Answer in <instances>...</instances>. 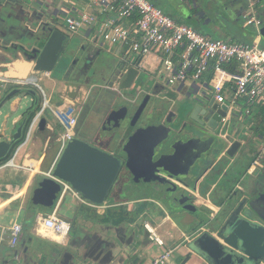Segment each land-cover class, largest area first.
<instances>
[{"label": "crops", "instance_id": "obj_1", "mask_svg": "<svg viewBox=\"0 0 264 264\" xmlns=\"http://www.w3.org/2000/svg\"><path fill=\"white\" fill-rule=\"evenodd\" d=\"M149 1L176 21L186 24L201 33V31L194 26H190L188 22L180 20L179 18H181L182 12H175L176 8L174 9L168 0ZM167 7L174 10L173 13L176 17L165 11ZM230 7L234 8L239 21L240 15L246 7L242 10L238 6L232 4ZM81 34L80 37L88 39L93 35L85 31ZM221 34L225 37L228 35L224 31ZM229 36L240 39L242 40L241 42H249L247 39L243 38L240 33H230ZM92 43L98 46V50L101 48L103 50L106 49L109 55L118 60L121 58V53L118 48L101 45V41L96 38L92 40ZM12 53L14 56L11 58V54H9L8 57L10 60L7 63H0V65L7 70L2 71L6 79L5 81H0V103L11 91L15 89H25L26 85L40 86L45 92L51 93L54 97H60L62 101H68L70 98L72 99L70 95H74L71 93L73 87L72 85L70 87L66 85L65 83L67 81L64 84L60 83V79H56L50 74L35 70L34 62L28 58H24L20 51H13ZM103 60L105 61L104 58ZM153 71L154 66H148L146 70H143V73L155 78L152 74ZM156 80L157 84L154 86V88L158 90L156 94L164 96L166 92L165 86H167V84L164 81H159V79ZM61 84H63V89L59 88ZM179 89L185 92L187 91L181 87ZM179 89L171 92V95H165L166 97H164L170 112H174V105L180 100L175 97V95H178L176 91ZM25 90L35 91L39 95L40 105L37 108L39 111L42 104L41 92L32 87H26ZM186 95L188 99L192 96L188 94V91ZM27 97L30 99V104L23 114L15 115L17 109L22 108V98L20 95L13 100L11 104L12 111L5 113L4 116H6L9 121L5 128L7 131L4 133V138H11L15 135L19 127L22 126L24 118L29 111L34 109L35 97L26 93L24 99ZM81 101L83 102V100ZM62 103L63 102L56 98H53L52 104L60 105ZM97 109L94 111L97 112ZM248 109L250 113L242 117L240 112H238L234 120L236 125L238 123L243 125L244 120L249 121V125L245 126L244 129L247 135L253 138L254 141H243V152L244 155L249 152H254L258 155L259 141L264 139V101L259 102L251 109L248 107ZM38 111H35L30 116L22 139L12 148V150L15 148L13 155L10 157L12 153L11 150L8 157L9 160L7 158L6 160L8 161L6 163H0V231L2 228L11 227L12 224L18 220L16 219L12 224L5 223V219L9 214L17 211L19 216L21 211L32 209L34 191L45 178V174L52 173L62 154L61 143L57 141L48 126L50 125L55 128L56 121L48 120V116H46L48 112L44 117L47 131L45 133L42 132L38 126L28 138L29 126ZM101 114L103 116V122L106 115L103 111ZM13 115L15 116L13 117ZM257 118H261L260 121L262 122L257 123ZM79 123V127L82 128V116ZM232 125L233 126L229 128V132L233 134L234 131H232V128H234L235 125L234 123ZM81 134L86 136L83 133ZM232 144L233 143L229 141L222 142L218 147L217 159H207L203 164L201 181L199 182L200 187L198 186L201 193H199V191L197 192L196 208L193 212L181 210V212L176 213V216H173L164 209L160 200L135 201L133 199H128L107 201L105 207L99 208L105 211L111 204H122L124 202L130 209L128 210L129 212H123L115 208L113 211L109 210L104 214L103 212L99 214L95 212V208L91 209L90 205L71 196L72 202L69 204V208L72 209L74 218L68 219L62 217L71 222L72 230L71 235H69L65 244L62 245L51 239L40 237L36 233L37 227L35 226L39 215L50 214L58 206L61 201V199L58 198L51 212H47V214H44L42 211L38 212L35 218V225L33 224L30 230L28 223L22 224L24 232L21 242L16 249L10 248L7 242H5L0 250V252H2L0 254V264H152L156 258L170 250L173 251V254L168 264H181L191 252L189 244L203 233L209 232V227H206L207 225L203 226V221L208 222L210 219L219 218L221 214H219V212L222 208V217H227L228 214L233 212L236 206L238 208L241 203L240 199L242 197H240V199L233 197L227 202L229 198L227 196L228 191L230 189H233L232 192L237 190V186L243 178L247 168L246 162L243 160L227 159L224 157L227 149L230 148ZM13 159L15 164L22 168L7 166V163ZM255 170L256 169L252 172L249 171L248 176L241 182L240 188L244 190L243 192H245V189L251 191L254 182L259 176L258 173L264 169H258L259 171L257 173L254 172ZM40 176L41 178H39ZM237 191H239V189ZM67 198L68 195L62 199L58 211H60L62 203L67 201ZM81 198L85 200L82 196ZM148 203L158 205L161 210L156 208L155 210L153 208L155 212H152L150 207L147 206ZM90 209L92 211H90ZM130 212L132 216H128V214H131ZM115 218L124 219L122 220L123 222L117 223ZM152 230L155 233V238H152ZM72 232L74 233L72 234ZM149 238H151V241H149ZM155 242H157L158 245H156ZM19 247H21L22 251L18 250ZM16 254L18 255L17 260L15 259ZM76 254H78L79 259ZM188 264H204V262L202 260H195L194 258Z\"/></svg>", "mask_w": 264, "mask_h": 264}, {"label": "built area", "instance_id": "obj_2", "mask_svg": "<svg viewBox=\"0 0 264 264\" xmlns=\"http://www.w3.org/2000/svg\"><path fill=\"white\" fill-rule=\"evenodd\" d=\"M263 1L246 0L247 6L239 18L244 28L253 27L258 32L250 42L212 39L176 21L149 0H62L66 6H63L60 17L71 36L81 34V30L94 34L101 45L118 48L128 66L139 64L141 71L154 66V77L164 81L173 91L181 87L198 100L209 99L225 106L226 115L220 124L222 131L229 134L236 113L240 112L244 117L250 113L248 107L251 109L264 101L263 22L260 17ZM5 79L4 73L0 72V81ZM37 88L42 94V104L29 126L28 138L45 114L50 112L57 126H48L63 151L70 141L78 137L85 101L80 98L62 101L60 97L47 94L40 86ZM115 90L120 89L115 87ZM71 93L74 94L73 91ZM53 98L63 103L52 104ZM263 158L264 139L250 172L261 166ZM7 166L22 168L15 164L14 159ZM45 175L62 184L61 201L71 193L83 203L99 208L82 200L69 184L54 178L52 173ZM61 201L50 214L37 217L36 233L64 245L72 224L59 215ZM23 232V225L18 220L11 227L2 228L0 250L5 242L16 249ZM154 234L152 230V238L156 237ZM172 254V250L165 252L152 264H168Z\"/></svg>", "mask_w": 264, "mask_h": 264}, {"label": "water", "instance_id": "obj_3", "mask_svg": "<svg viewBox=\"0 0 264 264\" xmlns=\"http://www.w3.org/2000/svg\"><path fill=\"white\" fill-rule=\"evenodd\" d=\"M200 1L206 2L210 6L215 5L219 9L227 10L230 13V17L235 15L234 9L230 7L233 3L231 0H192L195 8L198 7V2ZM10 2L17 5V7L23 6L25 18L24 20H16L15 23H9L0 14V25H6V27L8 25L10 29V33L2 34L0 26V51H20L24 58L34 62L35 70L60 79L61 76L59 74L66 67L68 61L66 47L68 37L60 30V17L45 11V4H48V0H32L30 5L25 4V1L18 3L15 0H10ZM180 2L191 5L190 0H180ZM3 4L0 3V7ZM261 37L264 41V26L261 29ZM77 61L75 60L71 64L66 77L74 70ZM105 70L110 71L111 69L108 66ZM141 73L143 71L139 69V64L135 67L123 64L116 73L111 85L113 86L114 81L119 77L120 90H132ZM141 91L138 92V95L134 98L135 100L145 92ZM24 92L35 97V107L29 111L24 118L22 126L11 138H4V133L7 131L5 128L9 121L4 116V120L0 123V163L9 157L14 145L22 139L30 116L40 105L39 95L35 91L15 89L0 103V120L3 117L5 106L10 102L12 104L13 100ZM148 97L142 106L139 107L124 135L125 138H128L132 129H137L128 138L129 140L124 148L125 153L126 148L133 141H136L137 144L139 142L141 145L146 144V139L143 135L156 128L158 118L151 106L147 107ZM198 102H201V105L195 111L196 113L202 112L199 114L203 119L200 124L206 128L216 130L222 117L226 115V107L220 106L209 99L199 100ZM193 109H195L194 106H191L187 108V111L190 113ZM126 118V114H121V117H119L112 112L103 125V131L106 134L107 132L115 133L119 131L125 126ZM39 129L44 133L47 131L45 118L40 121ZM229 136L231 139L229 142L233 144L227 149L224 157L227 159H238L240 155L239 160H243L245 155L242 142L244 140L240 139L241 134L234 131L233 134L229 132ZM179 137L175 133L169 134L167 137L169 139L166 143H163L164 145L160 143L152 149L151 154L149 153L145 157L148 162L145 168H150L151 171H154L156 182L164 179L162 174H160L161 168L158 165L164 157H168V154L165 153L172 150L174 151L173 155H176L177 146L185 142L184 138ZM142 153L144 154L146 151L142 150ZM123 163V160L116 158L114 155L97 149L80 138H76L70 141L62 151L52 175L59 181L69 184L89 203L102 206L106 203L108 195L115 185ZM126 187H129V184H126ZM62 189V184L45 176L34 191L32 206L41 208L53 206L60 198ZM135 198L131 199L135 200ZM260 202L264 204V199H260ZM258 206L260 205L251 204L246 206V202L243 200L238 208L236 207L227 217L210 219L209 223L206 224L209 226V232L203 233L189 244L191 252L181 264H188L194 258L195 260H202L204 264H260L264 262V224L261 222H264V209H260ZM185 211L193 212L186 209ZM176 212H181V210ZM210 221L212 222L211 225ZM213 222L217 224L215 225ZM76 256L79 259L78 254ZM15 259H18L17 254Z\"/></svg>", "mask_w": 264, "mask_h": 264}, {"label": "flooded vegetation", "instance_id": "obj_4", "mask_svg": "<svg viewBox=\"0 0 264 264\" xmlns=\"http://www.w3.org/2000/svg\"><path fill=\"white\" fill-rule=\"evenodd\" d=\"M48 1V4H52L57 0ZM8 3H11L10 0ZM60 3H62V0H60ZM62 10L63 7L58 14V17H60ZM23 11V6L15 7V13H17L19 20H24L25 18V12ZM260 15L262 16V22L264 24L263 9H261ZM59 27L60 30L68 37V42L66 43L68 61L66 67L62 69L59 74L61 76L60 79L66 77L71 64L75 60H78L74 70L67 75L68 77H66L72 78L78 67V64H80L82 58H85V45L83 43L76 48L71 44L72 36L70 37L69 32L63 25L62 17H60ZM13 51L14 50H1L0 63H7L10 60L8 57L9 54H11V58H13ZM92 60L93 58L89 56L85 59L84 64ZM104 62L105 64H103V66L101 65V67L95 71V78H90L91 76L89 75V68L86 66H81L82 69L80 68L79 73L75 75L74 79H72V87L73 92L76 95L83 92L87 87L91 88L89 95L92 97L94 102L90 103L88 102L89 100L85 101L83 115L89 109L94 107H96V109H102L106 116L100 128H103L106 119L112 112L119 117H121V114H126L127 116L125 126L119 131L115 133L107 132L106 134L102 130L101 136L98 139L99 141L96 145H93L90 143V141H88V136L79 134L77 137L97 149L114 155L116 158L123 160L124 162L115 185L108 195L107 201L131 200V198L136 197L135 201L160 200L164 206V209L173 216H176V211L178 210L185 211L186 209L193 211L196 208L197 192L199 191V193H201V190L198 189V186L200 187L199 182L201 181L203 164L207 159H217V151L220 144L222 142L224 143L231 140L229 134L222 131L221 124L218 125L216 130L206 128L200 124L203 119L199 114L202 112L199 111L196 113L195 110L201 105V102H198L199 100H197L195 96H190L188 102L184 104H178V102H176L174 105V112L169 111V106L164 98L166 96L157 95L156 92H158V90L154 87L146 90L142 89V91L145 92L136 100L134 98H127L124 94V91L115 90V87L120 89L121 84L119 83V77H117L116 81H114L113 86L111 84L116 76V73L120 70V67L123 64H128L125 63L122 58L118 60L111 55H107ZM108 66L111 69L110 71L105 70ZM4 69L5 68L0 65V72H2ZM147 97L149 98L147 107L151 106L152 110L157 115L156 117L158 118L156 128L150 130L148 134L143 135L146 139V144L141 145L139 142L137 144L136 141H133V143L126 148L125 153L124 148L127 141L129 140L128 138L134 134L137 129H132L128 138H125L124 135L130 127L131 121L133 120L139 107L142 106ZM191 106H194L195 109L189 113L187 108ZM173 133L178 134L180 136L179 138H184L183 140L185 142L177 146L176 155H173L174 151L172 150H169L167 153H165L168 154V157H164V159L158 165L161 168L160 174H162L164 179H162V181L160 180V182H156V178L154 177L153 173L154 171H151L150 168H145L148 164L145 157L149 153L151 154L152 149L160 143H162L161 145H164L163 143H166L169 139L167 138L168 135ZM101 140L105 143H109V145H101ZM261 141H259V147L261 145ZM142 150L146 151V153L143 154ZM248 154L256 153L249 152ZM256 157L257 154L255 155V159ZM255 159L249 163L246 162L245 158H243V161L246 162L247 168L244 172L243 178L240 180L237 186V190L239 189V191L236 190L235 192H232L233 189H230L227 194L229 197L227 202L233 197H236L237 199L242 197L240 202L244 200V202H246V206L258 204L260 205L258 208L264 209V204L260 202V199H264V191L261 192V188L264 187V179L262 178L263 176L261 173L262 171L258 173L259 176L254 182L251 191L245 189V192H243L244 190L240 188L241 182H243L248 176L250 168ZM255 169L256 170L254 172L256 173L259 171L258 169H264V158L261 160V166H257ZM126 184H129V187H126ZM125 204L126 203L124 202L122 204H111V206L107 207V210L105 211L100 210V208L105 207V204L98 206L100 207L99 209H94V207L91 206V209L93 208L96 210L95 212H98L99 214H102V212L104 214L109 210L113 211L115 208L123 212H129L128 210L130 209ZM222 212L223 208L219 214ZM261 222L264 224L263 221ZM260 264H264V262H261Z\"/></svg>", "mask_w": 264, "mask_h": 264}, {"label": "rangeland", "instance_id": "obj_5", "mask_svg": "<svg viewBox=\"0 0 264 264\" xmlns=\"http://www.w3.org/2000/svg\"><path fill=\"white\" fill-rule=\"evenodd\" d=\"M8 1L9 0H0V3H4L2 5V7H0V14L9 23L10 22L15 23L16 20H19L17 13H15V7L17 5H14L12 3L7 4ZM15 1H17L18 3L25 1V4H29V5L32 4V0H15ZM168 1L170 2L171 6H173L174 9L176 8L175 12L176 11L182 12V16H180L181 18H179L180 20L188 22L190 26H192V27L194 26L195 28L200 30L202 34H205V35H207L213 39H218V40L225 41V42L239 41L240 39H236V38L229 36V35H230V33H240L243 38L247 39L250 42V41H253L258 35V32L255 30V28H253V27L244 28L243 24L240 21H238V17L236 15V13H235V15H233V17H230V13L227 10L219 9L215 5L210 6L206 2L200 1V2H198V7L195 8L192 0H190V3H191L190 6L191 7L187 3L182 4L180 2V0H168ZM231 1L233 2L232 5L238 6L241 10L247 6L246 0H231ZM64 5L66 6V4L64 2L60 3V0H57L55 3L45 4L44 9L49 14L58 16V14L60 13V11ZM262 7H263L262 9L264 10V1H263ZM165 11L168 14L176 17L173 13L174 10L171 9L170 7H167L165 9ZM234 12H235V10H234ZM260 17L262 19L261 15H260ZM14 18H17V19H14ZM63 25H64V23H63ZM0 26L2 29V31H1L2 34L10 33V29H9L8 25H7V27H6V25L5 26L0 25ZM263 26H264V24H263ZM263 26H262V28H263ZM81 31L84 32L83 30H81ZM223 31L228 34L227 37L222 36L221 33ZM69 35L71 37L72 34L69 33ZM81 35L79 32V35L72 36L71 37V39H72L71 44L77 48L81 44L84 43V45H85L84 57L85 58H82L80 64H78V67H77L72 78L60 79V83H63V84L67 81L65 84L68 85L69 87L73 84L72 79H74L75 75H77L79 73L81 66H86L87 68H89L90 69L89 75L91 76L90 78H95V73H96L95 71L97 69H99L101 67V65L103 66V64H105L103 58L105 59V57L107 55H109L106 49L103 50L101 48L98 50L97 49L98 46L95 45L94 43H92V40H94V38L96 37L94 34L91 36L90 39L85 38V37H80ZM241 41L242 40H240L239 42H241ZM263 45H264V41H263ZM89 56L92 57L93 60L88 61V62H86V64H84L85 59ZM3 71H7V70L4 69ZM92 72H94V73H92ZM63 84H61L59 86L60 89H63ZM156 84H157V80L155 78H152L145 73H141L137 82L134 83L133 89L132 90H125L124 94L126 95L127 98L132 99L138 95V92L140 90H142V89L146 90V89L153 88ZM165 87L167 89L165 92V95L166 96L171 95V92H173V90L167 86H165ZM90 89L91 88L87 87L80 94H77V95L74 94L73 96L72 95H70V96L72 98H74V97L79 98L80 97L81 100H89L88 102H90V103L94 102V100H92V97L89 95ZM56 91H58V90H56ZM176 92L178 94V95H175L176 99H178V98L180 99L178 101V104H184L185 102L188 101V98L186 95L187 91L185 92L184 90L179 89ZM25 94H26L25 92L20 94V97L22 98V108H18L15 115L23 114L30 104L29 97L24 99ZM62 96H64V95H62ZM203 106L205 107V105H203ZM95 109H96V107L91 108L84 115H82L83 126H82V128L81 127L78 128V132H79L78 135L79 134L81 135V133H83L84 135L88 136L87 137L89 139L88 141H90V143L93 145H96L98 143V141H99L98 139L100 138L102 130H103V128H100L101 123H103L102 122L103 116L101 114L102 109H97V112L94 111ZM3 111H4V114H3L2 119L0 120V123L4 120L5 113L12 111L11 102L5 106ZM47 114L48 115H46V116H48L49 121L55 120L50 112H48ZM15 115H13V117ZM260 119L261 118H257V123L262 122V121H260ZM55 125L57 126V123ZM234 125H236V122L234 123ZM243 125H241V123L240 124L238 123L236 125V127L232 128V131L239 132L241 134V136H240L241 140H244L246 142H250L251 140L254 141L253 138H250L247 135V132H245L246 130L244 129L245 126L249 125V121L244 120ZM102 140L100 142L101 145H109V143H105ZM250 144L254 145L253 143H250ZM244 158L246 159V162L250 163L255 159V154H250V155H248V157L244 156ZM238 159H240V155L238 156ZM262 176H263L262 178L264 179V170L262 171ZM39 178H41V176ZM42 179H43V177H42ZM263 188L264 187L261 188V192L264 191ZM71 196H73V195L70 193L68 195L67 201L62 203V206H61L60 211H59L60 216H63V217L68 218V219L74 218V213H73L72 209L69 208V204L72 202ZM55 203L53 206H50V207L48 206L45 209H42L41 207H38V206H31L32 209H29V210L27 209L26 211H23V212L21 211L19 216H18L17 211L12 212L5 219V223L12 224L16 219H18V221L21 224L28 223L29 230H30V228H32L33 224L35 223V218H36L38 212L42 211L44 214H47V212H51V210L55 206ZM147 206L150 207V210L152 212H155L156 209H158V210L160 209L158 205L152 204V203H148ZM36 208H38V209H36ZM153 208L154 209L156 208V209L154 210ZM245 208H244V210H245ZM90 211H92V210L90 209ZM222 215H223V212L219 215V217H222ZM128 216H132V214H128ZM221 219H223V217ZM206 223H209V220H208V222L203 221V226H205ZM211 224H212V222L210 221V225ZM213 224L216 225L217 223L213 222ZM206 227H209V226H206ZM73 233L74 232H72V234ZM70 235H71V233H70ZM150 239L151 238H149V241H151ZM155 244L158 245L157 242H155ZM18 250L22 251L21 247H19ZM1 253L2 252H0V254Z\"/></svg>", "mask_w": 264, "mask_h": 264}, {"label": "trees", "instance_id": "obj_6", "mask_svg": "<svg viewBox=\"0 0 264 264\" xmlns=\"http://www.w3.org/2000/svg\"><path fill=\"white\" fill-rule=\"evenodd\" d=\"M26 87H32V88L37 89V91H39L38 88H37L36 86H34V85H26L25 88H26ZM36 111H38V110H36ZM14 152H15V148H14V150H12V153H11L10 157L13 155ZM8 160H9V158H8ZM8 160H4V161H3V164L6 163ZM115 219H116V218H115ZM123 219H124V218L116 219V222H117V223H121V222H123V221H122Z\"/></svg>", "mask_w": 264, "mask_h": 264}, {"label": "bare ground", "instance_id": "obj_7", "mask_svg": "<svg viewBox=\"0 0 264 264\" xmlns=\"http://www.w3.org/2000/svg\"><path fill=\"white\" fill-rule=\"evenodd\" d=\"M55 239H57V238H55ZM57 240H61V238H59V239H57Z\"/></svg>", "mask_w": 264, "mask_h": 264}]
</instances>
